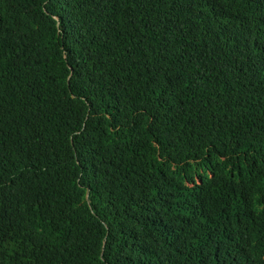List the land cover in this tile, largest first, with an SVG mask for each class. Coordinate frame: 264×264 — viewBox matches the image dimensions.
<instances>
[{
    "label": "trees",
    "instance_id": "obj_1",
    "mask_svg": "<svg viewBox=\"0 0 264 264\" xmlns=\"http://www.w3.org/2000/svg\"><path fill=\"white\" fill-rule=\"evenodd\" d=\"M0 264H264V0H0Z\"/></svg>",
    "mask_w": 264,
    "mask_h": 264
}]
</instances>
